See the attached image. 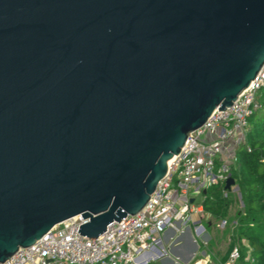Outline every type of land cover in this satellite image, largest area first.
<instances>
[{
	"label": "water",
	"instance_id": "1",
	"mask_svg": "<svg viewBox=\"0 0 264 264\" xmlns=\"http://www.w3.org/2000/svg\"><path fill=\"white\" fill-rule=\"evenodd\" d=\"M263 67L264 0H0V264L137 215Z\"/></svg>",
	"mask_w": 264,
	"mask_h": 264
},
{
	"label": "built area",
	"instance_id": "2",
	"mask_svg": "<svg viewBox=\"0 0 264 264\" xmlns=\"http://www.w3.org/2000/svg\"><path fill=\"white\" fill-rule=\"evenodd\" d=\"M263 88L264 67L232 107L214 111L202 127L190 134L180 154L169 163L167 175L137 215L114 221L103 235L90 239L78 232L86 220L75 216L57 224L34 245L20 248L3 264H151L159 260L165 252L157 246L162 236L170 229L189 226L194 215L204 212L203 201L198 202L196 196L204 197L210 185L226 183L232 176L230 166L236 149L246 141L248 117L263 107ZM224 195L227 197L229 190ZM193 223L197 232L205 230L199 222ZM233 223L235 228L238 223ZM246 247L243 254L241 245L234 243L220 264H256L251 246L246 243ZM159 250L162 254H158ZM210 260L203 254L189 264H209Z\"/></svg>",
	"mask_w": 264,
	"mask_h": 264
},
{
	"label": "trees",
	"instance_id": "3",
	"mask_svg": "<svg viewBox=\"0 0 264 264\" xmlns=\"http://www.w3.org/2000/svg\"><path fill=\"white\" fill-rule=\"evenodd\" d=\"M260 100L263 107L248 117L246 141L236 149L234 163L230 166L244 204L233 230V241L241 245L243 254L248 243L257 259L256 264H264V94ZM225 190L224 181L207 188L203 200L206 213L225 216L232 196L229 192L226 197Z\"/></svg>",
	"mask_w": 264,
	"mask_h": 264
},
{
	"label": "rangeland",
	"instance_id": "4",
	"mask_svg": "<svg viewBox=\"0 0 264 264\" xmlns=\"http://www.w3.org/2000/svg\"><path fill=\"white\" fill-rule=\"evenodd\" d=\"M261 93L264 94V88L261 90ZM229 192L232 196L225 216H212L210 218L211 225H208L209 223L207 218L201 219L200 215H194L192 217V221L188 223V228H191L193 234L200 233L195 230V226L193 223L195 221H198L206 229L205 231H202L203 233L199 234V237L196 236L199 246L195 251L193 259L189 263H192L197 258H201L203 254H207L211 257L209 264H220L225 260L228 251L234 244L233 222L237 220L238 215H240V213H242L244 209L242 198H240V196L236 192H233V190ZM196 199L198 202H202L204 197L202 194H198L196 196ZM224 221H227V223L223 224ZM184 229L185 227L182 228V231ZM151 264H157V262L154 261Z\"/></svg>",
	"mask_w": 264,
	"mask_h": 264
},
{
	"label": "crops",
	"instance_id": "5",
	"mask_svg": "<svg viewBox=\"0 0 264 264\" xmlns=\"http://www.w3.org/2000/svg\"><path fill=\"white\" fill-rule=\"evenodd\" d=\"M230 144L236 148L234 141H231ZM229 163H231V161H229ZM233 192L235 191L233 190ZM211 217L212 215L205 211L200 215L201 219H208V225H211ZM182 228L183 226H179L178 228L170 229L162 236V239L157 246L160 249H165V252L162 257L156 261L157 264H187L185 258L191 253L193 240L197 241L196 236L199 237V234L203 233L202 231H205L206 229L202 230L199 234H193L190 227L188 228V226H185L183 231Z\"/></svg>",
	"mask_w": 264,
	"mask_h": 264
},
{
	"label": "bare ground",
	"instance_id": "6",
	"mask_svg": "<svg viewBox=\"0 0 264 264\" xmlns=\"http://www.w3.org/2000/svg\"><path fill=\"white\" fill-rule=\"evenodd\" d=\"M172 160H173V159H171V160L169 161L170 164L172 163Z\"/></svg>",
	"mask_w": 264,
	"mask_h": 264
}]
</instances>
